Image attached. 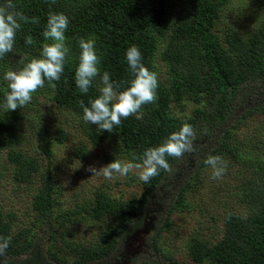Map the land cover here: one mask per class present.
<instances>
[{
    "label": "trees",
    "instance_id": "trees-1",
    "mask_svg": "<svg viewBox=\"0 0 264 264\" xmlns=\"http://www.w3.org/2000/svg\"><path fill=\"white\" fill-rule=\"evenodd\" d=\"M178 12H173L175 0H12L16 11L29 18L22 23L17 32L13 51L0 58V108L5 105L8 81L4 79L7 71H19L25 64L40 56L45 41L47 18L50 12L63 13L69 18L66 42L70 48L68 62L56 88L52 89L45 82V88L53 92V100L58 106L70 109L83 118L81 101L90 106V101L98 97L102 87L101 76L108 72L111 79L121 84L119 91L130 85L133 79L127 61L126 51L135 45L142 53V63L153 71V58L161 41L173 40L177 37H192L199 41L203 59L202 66L206 70L185 72L181 66L172 69L166 82L159 84L158 99L150 114H143L140 119L135 115L123 119L113 132L100 131L92 125L89 136L94 143L101 139L116 142L119 153L129 161L139 163L136 157L150 147L163 144L167 137L180 129L184 124L192 125L195 132L193 149L204 141L210 131L225 124L233 114L238 103L240 86L244 83L245 73L249 69L264 75V19L257 31L248 37L227 33L224 43L213 31V25L219 11L229 0H181ZM6 0H0V5ZM38 23H32V19ZM31 35L33 45L25 43ZM93 39L98 56L100 75L93 81L88 93H81L75 84V70L79 63V40ZM202 73V74H199ZM204 94L206 106L194 111L191 120L186 123L173 120L168 116L167 108L172 102H180L185 95ZM33 96V94H32ZM35 103L34 98L27 105ZM143 107V106H142ZM145 110L142 108L141 112ZM18 119L0 113V155L6 152L7 161L12 165L13 180L18 183L32 181L38 171L37 161L18 149L20 142ZM63 137V136H62ZM264 144V141H263ZM231 152L235 148H227L220 142L217 149L208 153ZM194 152V151H193ZM187 154V153H185ZM75 155L86 157L84 146L75 150ZM198 158V157H197ZM171 171L159 170V174L148 183L142 181V192L139 197L132 196L127 200L112 199L104 192H98L89 203L68 209L63 214L62 222L70 221V217L84 213L91 219L108 218L109 224L100 237L91 244L71 246L76 254V264H89L111 256L121 243L130 235L142 233L145 218L151 214L150 206L156 202L160 191L166 190L165 181L176 170L174 166L180 158L166 157ZM203 159L200 158V161ZM249 166H253L260 179L256 185L258 194H249L254 207L245 213L236 211L223 215V235L216 243L195 240L189 245V259L200 264L204 259L211 264H264V145L260 158H249ZM175 170V171H174ZM33 194V208L44 216L48 226L56 219L52 198V183L47 179ZM186 187L168 199L169 208L182 206L186 197ZM230 216V219L228 218ZM141 232V233H140ZM0 236L11 237L5 254L0 257V264H46V258L32 242H23L21 233H14L8 216L0 206ZM143 236H146L145 234ZM141 240H144V237ZM154 237L148 243L153 246ZM26 254L28 259L14 262L11 259ZM129 264H166L158 261H131Z\"/></svg>",
    "mask_w": 264,
    "mask_h": 264
},
{
    "label": "rangeland",
    "instance_id": "rangeland-1",
    "mask_svg": "<svg viewBox=\"0 0 264 264\" xmlns=\"http://www.w3.org/2000/svg\"><path fill=\"white\" fill-rule=\"evenodd\" d=\"M181 2L175 0L172 14L178 12ZM263 19L264 0H229L219 11L213 31L224 43L227 33L246 37L255 33ZM202 53L199 41L192 37L161 41L153 58V71L158 75L159 84L166 82L171 70L180 66L185 72L197 71L199 66L200 71L206 70L208 64L204 68V61L199 58ZM248 71L239 88L233 114L225 124L210 131L194 152L178 160L174 166L176 171L164 182L166 190L162 189L155 204L150 206L152 215L145 218L142 233L130 235L111 256L89 264H129L145 259L166 264H197L189 259V245L195 240L216 243L223 235L224 213L242 214L254 207L253 199L247 195L258 194L256 185L260 179L248 159L263 155L264 75L252 69ZM33 98L35 103L31 107L14 111L7 110L5 105L0 108V113L18 119V149L38 163L32 181L18 183L13 180V167L7 161V153H1L0 206L10 219L13 232H20L23 242H32L46 258V264H76L77 257L71 246L94 243L109 219H91L79 213L70 217V221L62 222L65 211L76 204L89 203L98 192L117 200L139 197L142 192L140 170L134 169L123 177L115 175L112 180L102 175L91 176L86 171L89 165L99 170L115 159L129 160L119 153L116 142L101 139L94 143L89 136L92 125L70 109L58 106L49 89H38ZM206 103L204 94H187L180 102L170 103L167 113L173 120L186 123L192 119L194 111L204 108ZM155 104L144 105L145 111L139 115L152 113ZM220 142L235 150H221L216 154L226 162L227 171L221 179L215 180L205 160ZM80 146L85 147V158L75 155ZM47 179L52 183L56 216L50 226L33 208V194ZM182 187H186L182 206L169 208L168 199ZM152 236L153 246L148 243ZM24 259L28 256L21 254L11 261L19 263ZM200 264L211 263L204 259Z\"/></svg>",
    "mask_w": 264,
    "mask_h": 264
},
{
    "label": "clouds",
    "instance_id": "clouds-1",
    "mask_svg": "<svg viewBox=\"0 0 264 264\" xmlns=\"http://www.w3.org/2000/svg\"><path fill=\"white\" fill-rule=\"evenodd\" d=\"M52 3L55 0H51ZM16 5L12 0L0 5V58L13 51L17 32L22 23H28L29 18L22 12L15 10ZM35 18L32 23H38ZM69 18L63 13L50 12L47 18L43 37L45 41L40 56L25 64L19 71L9 70L4 79L8 81V91L5 96V108L16 110L27 106L38 89L48 86L56 88V83L61 79L65 64L68 62L70 48L66 42L65 33L68 30ZM25 43L33 45L31 35L25 38ZM79 63L75 70V84L81 93H88L95 78L100 75L99 65L101 59L95 48L93 39L79 40ZM142 53L135 45L126 51V61L133 74L130 85L119 91L121 84L112 80L108 72L101 76L102 87L99 95L92 101L90 106H85L81 101L83 109V120L90 125H96L100 131L113 132L114 126L121 124L122 118L127 119L136 115L140 119L142 106L155 103L158 99L157 89L159 87L158 75L150 71L142 63ZM195 132L190 124H184L178 131L171 133L166 141L156 147L147 148L142 156L133 154V161L139 159V163L132 161L122 162L114 160L97 170L94 165H89L86 171L92 175H102L107 180H112L115 175L127 176L134 169H139V179L148 183L151 178L159 174V170L171 171L166 157L183 158L185 153H192ZM205 164L212 169V179L219 180L227 171V164L219 155H209ZM230 219V216L228 217ZM11 237L0 236V257L8 249ZM6 264V261H3Z\"/></svg>",
    "mask_w": 264,
    "mask_h": 264
}]
</instances>
